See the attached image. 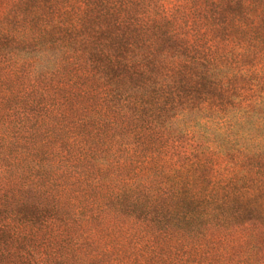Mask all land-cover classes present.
I'll return each instance as SVG.
<instances>
[{
    "label": "trees",
    "instance_id": "16d2710c",
    "mask_svg": "<svg viewBox=\"0 0 264 264\" xmlns=\"http://www.w3.org/2000/svg\"><path fill=\"white\" fill-rule=\"evenodd\" d=\"M1 61L12 69L0 68V85L15 87L0 90V106L16 126L24 80L48 104L83 110L53 146L62 161H37L28 179L22 148L0 139V264H34L7 257L5 228L19 238L64 224L79 176L102 201L78 218L81 231L68 223L71 233H97L91 224L106 220L133 233L122 226L134 220L180 243L169 233L200 237L264 198V0H0ZM57 81L65 96L52 95ZM53 166L66 170L63 191L40 182Z\"/></svg>",
    "mask_w": 264,
    "mask_h": 264
},
{
    "label": "rangeland",
    "instance_id": "374dc122",
    "mask_svg": "<svg viewBox=\"0 0 264 264\" xmlns=\"http://www.w3.org/2000/svg\"><path fill=\"white\" fill-rule=\"evenodd\" d=\"M18 67L20 73H27L26 63ZM0 68L12 69V64L1 61ZM20 77H24L23 74L17 75L15 81H18ZM52 82L51 80L50 84ZM57 83L59 85L58 81ZM47 84L43 85L48 87ZM14 87L15 85L10 87L0 85L2 95L8 91V97ZM63 88L64 86H57L56 90H53L56 92L52 95L65 96L66 93L57 92L63 91ZM15 91L19 96L15 97L14 102H19L21 105L19 123L16 126L13 120H9V117L6 119L7 112H4L0 106V139H5L6 135L8 139H14L13 145L18 155L22 148L18 170H21L23 177L28 179L30 176L26 173L27 169L37 161L38 163L44 161L38 164L41 167L44 163H49L48 161L61 162L65 157L61 155L62 151H56L53 146L56 143L59 144L60 140H66L69 134L66 129L72 123L71 116L80 115L83 105L79 102L69 103L67 98V101L55 98L54 102L50 101L48 104L42 100L45 97L40 93L43 92L36 87L27 86L25 80L15 88ZM74 105L77 113L71 110ZM25 111L30 112L26 115ZM30 116L32 117L29 119ZM105 151L103 150V153ZM51 155L54 157L50 158ZM32 157L35 159L33 164L31 163ZM38 165L35 164L34 168ZM50 170L53 173L49 174L48 179L40 180V182H43L49 190L53 187L57 188L54 189L56 191H63L59 188L63 187L60 176L64 177L66 170L54 166ZM43 171L48 174L44 168ZM43 171L37 170L35 174L40 176ZM129 175L130 173L125 174L127 178ZM79 180L69 183L71 187H79L76 190L79 193L75 195L76 191H74L73 202L66 206L67 212L72 215L64 221V224L56 223V227L51 226L53 229L47 232H38L40 229H35L36 226H29L23 229V233H18L23 235V237L18 236L19 238L8 233L10 230L5 228V233L10 237L9 243H11L8 250L12 251L9 254L10 257L8 255L7 257L12 262L18 263V257L20 260L25 254L27 259L34 258V264L36 262L37 264H264V198L256 205L251 203L243 207L244 210H251L248 217L243 216L235 220V224L223 223L219 229L206 230L200 237L169 233L174 240L179 239L180 243L159 240V235L167 233L148 232L146 223L144 225L134 220L124 222L122 226V229L133 228V233H126L125 230L112 232L107 220L104 225L105 228L107 227L106 230L101 227V224L93 222L91 227L98 226L97 233H71L69 222L70 224L73 222L75 229L81 231L82 227L77 221L78 218L93 216L94 213H99L101 208L102 199H100L97 188H88L83 184L85 180H82L84 185L82 187L80 176ZM101 191L103 194L109 192L106 189H101ZM239 205L240 203L237 207ZM107 218L110 219V216ZM137 235L143 238L134 239ZM152 246H154V253H151Z\"/></svg>",
    "mask_w": 264,
    "mask_h": 264
}]
</instances>
